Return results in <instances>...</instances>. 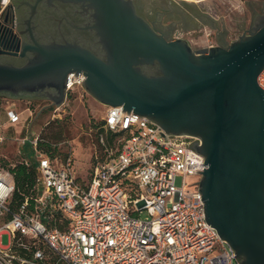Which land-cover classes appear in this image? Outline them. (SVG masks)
<instances>
[{"label":"built area","instance_id":"1","mask_svg":"<svg viewBox=\"0 0 264 264\" xmlns=\"http://www.w3.org/2000/svg\"><path fill=\"white\" fill-rule=\"evenodd\" d=\"M12 1L0 0V26L16 25ZM74 73H67L64 99L84 89L83 72ZM257 83L264 88V68ZM123 107L106 105L91 165L79 176L70 142L44 137L30 119L18 136L6 134L19 113L15 101L4 106L0 145L11 138L29 144L18 163L33 169L35 181L13 208L16 163H0V264H241L205 219L197 169L206 165L192 146L198 139L167 133Z\"/></svg>","mask_w":264,"mask_h":264},{"label":"water","instance_id":"2","mask_svg":"<svg viewBox=\"0 0 264 264\" xmlns=\"http://www.w3.org/2000/svg\"><path fill=\"white\" fill-rule=\"evenodd\" d=\"M97 1L111 41L107 60L80 46L37 45L38 57L26 65L0 64V93L23 98L34 80L53 71L64 73L65 89L67 73L83 71L85 89L105 105L122 104L167 133L200 136L202 146H192L206 165L197 169L205 219L241 264H264V88L257 83L264 15L228 46L205 52L166 40L114 0ZM154 60L160 74L136 65Z\"/></svg>","mask_w":264,"mask_h":264},{"label":"flooded vegetation","instance_id":"3","mask_svg":"<svg viewBox=\"0 0 264 264\" xmlns=\"http://www.w3.org/2000/svg\"><path fill=\"white\" fill-rule=\"evenodd\" d=\"M114 1L121 10L133 11L166 40H186L192 50L205 49V52H209L215 47L228 46L244 32L248 33V28H243L238 35L230 38L229 28L225 24L218 26L192 7L180 5L175 0ZM12 4L17 21L14 28L7 24L0 26V64L26 65L38 57L35 49L37 45L80 46L102 60H107L111 52V41L102 8L97 0H13ZM260 15H264V12ZM200 21L214 29V41L203 47H195L186 39L184 33L194 31L197 25L201 24ZM255 25L256 17L249 27L252 29ZM136 65L146 74L161 73L157 60ZM63 76L62 71H53L38 77L34 80L33 90L23 92V98L45 99L51 102L60 98L65 94ZM0 95L7 97L9 92ZM182 134L196 137L197 148L202 146L203 140L200 136Z\"/></svg>","mask_w":264,"mask_h":264},{"label":"rangeland","instance_id":"4","mask_svg":"<svg viewBox=\"0 0 264 264\" xmlns=\"http://www.w3.org/2000/svg\"><path fill=\"white\" fill-rule=\"evenodd\" d=\"M183 6L192 7L193 10L205 15L218 26L222 23L229 28V35L235 37L243 28H249L256 14L264 12V0H175ZM197 25L194 31L184 33L187 40L195 47H203L214 41V29L203 22ZM194 24V23H193ZM16 101V110L19 120L6 127L5 133L11 136L23 132V124L30 119L33 129L41 131L42 135L52 141L65 140L74 147V169L77 175H84L91 165L93 141L95 140V126L103 118L106 105L83 88H75L68 93L59 110L53 108L59 104L36 98H1L0 112L10 101ZM62 101V102H63ZM53 114H56L55 116ZM57 136H53V135ZM17 149L20 152L17 153ZM30 150L28 143L17 146L11 138L0 145V158L5 156L8 163H18L19 159ZM196 177H190L193 180ZM181 178H176V184ZM6 242V236H3Z\"/></svg>","mask_w":264,"mask_h":264},{"label":"trees","instance_id":"5","mask_svg":"<svg viewBox=\"0 0 264 264\" xmlns=\"http://www.w3.org/2000/svg\"><path fill=\"white\" fill-rule=\"evenodd\" d=\"M2 97L3 96L0 95V102ZM53 136H57V135L55 134ZM95 140H96V133H95ZM0 163L3 164L4 166L8 165V161L3 160V158H0ZM10 169L14 174L13 182L15 185V189L9 203L13 208H15L21 201H23L24 197L27 194H29L31 186L35 181V174L33 169L28 168L26 165L22 163H16L15 166L10 167Z\"/></svg>","mask_w":264,"mask_h":264},{"label":"crops","instance_id":"6","mask_svg":"<svg viewBox=\"0 0 264 264\" xmlns=\"http://www.w3.org/2000/svg\"><path fill=\"white\" fill-rule=\"evenodd\" d=\"M15 2V1H14ZM4 97V96H3ZM4 98H12V97H9V96H7V97H4ZM11 101V100H10ZM12 101H15V100H12ZM16 102V101H15ZM7 127H9V128H12L13 130H14V128L11 126V125H8Z\"/></svg>","mask_w":264,"mask_h":264}]
</instances>
